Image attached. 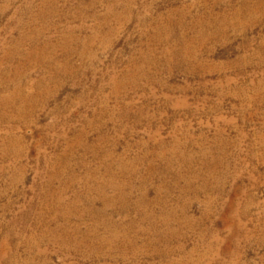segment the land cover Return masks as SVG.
Wrapping results in <instances>:
<instances>
[{
	"label": "rangeland",
	"instance_id": "rangeland-1",
	"mask_svg": "<svg viewBox=\"0 0 264 264\" xmlns=\"http://www.w3.org/2000/svg\"><path fill=\"white\" fill-rule=\"evenodd\" d=\"M0 264H264V0H0Z\"/></svg>",
	"mask_w": 264,
	"mask_h": 264
},
{
	"label": "bare ground",
	"instance_id": "bare-ground-1",
	"mask_svg": "<svg viewBox=\"0 0 264 264\" xmlns=\"http://www.w3.org/2000/svg\"><path fill=\"white\" fill-rule=\"evenodd\" d=\"M64 49H66L67 47H63ZM16 52V51H15ZM14 54V51H7L6 52V55H5V57L6 58H12V55ZM52 68H55L54 67V65H52L51 66ZM62 70H64V68H62ZM55 72V75H57V74H59V73H61L60 71H54ZM57 72V73H56ZM53 76V75H52ZM16 92H18L19 93V89H17L16 90ZM21 98V107L17 110V115H18V118H25V117H29V115L30 114H28V115H26V108H25V106L27 105V106H32V108H33V103H32V97H23L22 98V96L20 97ZM16 100V95H15V93H13V94H11V95H8V96H6V98H5V102L4 103H9V102H11V103H14V101ZM10 103V104H11ZM9 105V104H8ZM33 110V109H32ZM32 113V112H31ZM11 139V138H10ZM9 140V139H8ZM20 140V139H19ZM17 141H18V139H11L10 140V144H9V146L11 147V146H14L16 143H17ZM5 149H7V148H5ZM58 174L56 173V172H54V176H52V178L54 179L56 176H57Z\"/></svg>",
	"mask_w": 264,
	"mask_h": 264
}]
</instances>
